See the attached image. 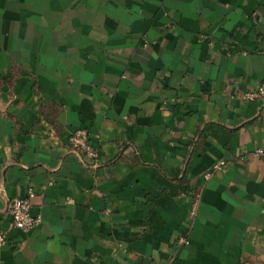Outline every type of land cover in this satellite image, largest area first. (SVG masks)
<instances>
[{
  "label": "crops",
  "instance_id": "0c3cea01",
  "mask_svg": "<svg viewBox=\"0 0 264 264\" xmlns=\"http://www.w3.org/2000/svg\"><path fill=\"white\" fill-rule=\"evenodd\" d=\"M260 39L264 0H0V264H264Z\"/></svg>",
  "mask_w": 264,
  "mask_h": 264
},
{
  "label": "built area",
  "instance_id": "2783aa9c",
  "mask_svg": "<svg viewBox=\"0 0 264 264\" xmlns=\"http://www.w3.org/2000/svg\"><path fill=\"white\" fill-rule=\"evenodd\" d=\"M260 45L259 53L264 54V40H258ZM242 100L250 103H264V83L259 84L253 91L242 96ZM69 145L78 152L83 159L96 160L97 151L90 145L88 135L82 130H76L69 136ZM256 154H261V150H256ZM224 163L219 162L213 166L214 170L222 169ZM210 174L204 175V179L209 178ZM31 197V194L29 195ZM8 213L11 219V226L20 231H27L39 223V219L31 215L28 199L14 198L9 202ZM5 241V237L0 233V243ZM185 240H179V244H184Z\"/></svg>",
  "mask_w": 264,
  "mask_h": 264
}]
</instances>
